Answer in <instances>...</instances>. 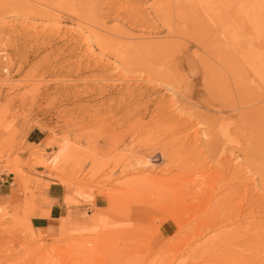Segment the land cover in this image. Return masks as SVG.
Returning a JSON list of instances; mask_svg holds the SVG:
<instances>
[{
    "label": "rangeland",
    "instance_id": "obj_1",
    "mask_svg": "<svg viewBox=\"0 0 264 264\" xmlns=\"http://www.w3.org/2000/svg\"><path fill=\"white\" fill-rule=\"evenodd\" d=\"M71 1L0 3V264H264V0L243 57L160 0ZM53 183L68 210L34 229ZM230 192L233 223L188 236Z\"/></svg>",
    "mask_w": 264,
    "mask_h": 264
},
{
    "label": "bare ground",
    "instance_id": "obj_2",
    "mask_svg": "<svg viewBox=\"0 0 264 264\" xmlns=\"http://www.w3.org/2000/svg\"><path fill=\"white\" fill-rule=\"evenodd\" d=\"M8 1L9 0H0V3H5ZM10 1L14 2V0H10ZM60 1L65 3V4L66 3L68 4L71 0H60ZM79 1H81V0H79ZM160 1H161V3L156 6L157 11L159 13L166 14L170 17L171 11L173 10V12H174V18L176 20L175 26L171 20L163 19V21H162V22H164L166 20L164 23H166V25L168 27L169 34L170 33L172 34V32H175L178 34L177 28H178L180 22H183V24H187V26L191 25L190 27L191 28L193 27V29L195 30L196 34L194 35V42L197 45H201L202 47H204V49L215 48V50H220L223 53H225V52L228 53V47L226 44H229L236 49V51L241 55V57H243L244 38H243L242 33L244 32L243 31L244 30V22H245V20H244V18H245L244 7L246 6L245 5L246 0H207V1L206 0H191V1L183 0L182 2H179L178 0H160ZM209 1H212L213 4H215L214 1H216L217 3L215 4V6H213L211 8L210 6H207V4H206V2H209ZM252 1H254V0H252ZM72 3L73 2L71 1V3H69V4L73 5ZM80 3L83 4L84 8L86 7L89 9V10H86L87 12L88 11L91 12V7H92V10H95L94 9L95 0H82L78 4H80ZM179 3H181V4H179ZM255 4H258V3H255ZM261 4H264V3H260V5H257V7L258 6H259V8H260V6L262 7ZM257 7H256V9H257ZM257 10H260V9H257ZM89 16H91L90 13H89ZM258 17H259V15H258ZM208 22H212L214 24L215 28H210V26L208 25ZM262 22H264V21H262ZM262 26H264V25H262ZM173 27H174V30H171ZM200 37H201V39H200ZM223 58H225V57H223ZM237 66H239V65H237ZM234 193L235 192H230V193L224 194L223 197L216 200L215 202H217V203H215V206L213 205L211 207L209 213L206 214L205 218L203 219L204 220L203 223L201 221L198 223V225L195 224V226L189 227V229L185 231L186 234L192 238H195V237L198 238L204 232H206L207 229L216 230L217 228H221L222 226H224L227 222L230 223V221L234 218L233 215H235L236 213L234 214V210H233L235 207L232 208V206H231L232 204L228 205L227 203H229L230 200H232V194H234ZM207 204L209 205V201L207 202ZM208 205L205 209L206 212L210 208L211 204L209 206ZM205 211H203V212H205ZM240 212L241 211L239 209V211L237 213H240ZM186 213H188V214L190 213V215H191V213H193V212H190V210H189ZM202 215H204V214H202ZM242 216H243V214H242ZM234 220H236V219H234ZM231 222L233 223V220ZM234 229H236V228H234ZM234 229L230 230L228 232L225 231V229L224 230L221 229L219 232L212 233L214 235H212L211 238L214 239L213 241L222 240L223 245H226V244H224V242H227L226 249H224V247H222V248L224 250H228L229 252H231L230 250H232V249L228 248L230 246L229 243L231 242L234 244V242H232V241L234 239H237V237H235V235L237 236L238 232H239V230L236 231ZM241 230H243V228ZM239 233H241V232H239ZM233 234H235L234 237H233ZM206 242H208V241H206ZM211 244H213V243H211ZM215 244L218 245L217 242ZM215 244H213V246ZM208 245L210 246V244H208ZM216 245L213 247V249L215 247H217ZM204 247H206V246H204ZM199 248H201V247H199ZM210 248H211V246H210ZM203 249H205V248H203ZM193 250H195V248ZM193 250L191 251V253H194ZM208 250L210 251L211 249H208ZM219 251H220V249H219ZM217 252H215V253L213 252V253L216 255ZM234 252H232V253H234ZM208 253L209 252H207V254ZM226 253H228V252H226ZM211 254L212 253H210L209 256L212 257Z\"/></svg>",
    "mask_w": 264,
    "mask_h": 264
},
{
    "label": "crops",
    "instance_id": "obj_3",
    "mask_svg": "<svg viewBox=\"0 0 264 264\" xmlns=\"http://www.w3.org/2000/svg\"><path fill=\"white\" fill-rule=\"evenodd\" d=\"M7 179L0 176V201L8 194ZM46 192L47 210L46 216H35L31 218V225L34 229L53 232L59 223V219L65 216L68 206L63 202L65 196V189L60 184H50ZM101 198L95 200V207L100 208ZM64 212V213H63Z\"/></svg>",
    "mask_w": 264,
    "mask_h": 264
}]
</instances>
